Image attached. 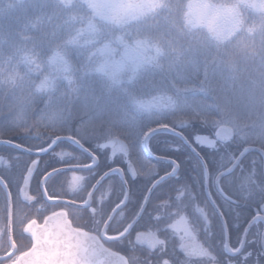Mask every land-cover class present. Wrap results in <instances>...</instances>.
<instances>
[{"label": "clouds", "instance_id": "clouds-1", "mask_svg": "<svg viewBox=\"0 0 264 264\" xmlns=\"http://www.w3.org/2000/svg\"><path fill=\"white\" fill-rule=\"evenodd\" d=\"M44 9L32 34L21 38L26 43L0 51V122L13 125L14 136L27 140L39 132L47 139L75 123L86 141L105 145L99 142L132 139L161 118L173 125L190 121L204 108L203 122L214 126L217 140L243 149L234 165L240 178L230 183L238 203L264 204V9L241 5L238 26L220 21L219 37L206 23H190L186 0H156L155 6L149 0H50ZM141 37L154 43L133 54L131 45ZM253 149L257 154L244 167L240 158ZM0 161L6 168L13 163L4 153ZM110 184L106 200L119 194ZM119 209L110 216L126 223L128 212ZM200 210L191 224L184 218L176 264H242L245 255L244 264H264V228L250 231L264 216L249 222L247 245L221 242L217 251L214 213ZM201 227L203 243L196 239Z\"/></svg>", "mask_w": 264, "mask_h": 264}, {"label": "snow or ice", "instance_id": "snow-or-ice-1", "mask_svg": "<svg viewBox=\"0 0 264 264\" xmlns=\"http://www.w3.org/2000/svg\"><path fill=\"white\" fill-rule=\"evenodd\" d=\"M49 3L50 0H43L44 7ZM65 3L70 4L71 0H65ZM155 3L156 0H149V6H155ZM241 5L250 9H264L262 0H186L187 18L192 24L206 23L208 29L219 37L222 34L220 21L226 20L231 25L238 26ZM72 10H75V6ZM30 30H32L31 26ZM23 43L26 42L22 41L18 45ZM121 43L126 44L123 40ZM153 43L154 41L148 37L138 38L131 45V51L133 54L140 53L150 48ZM18 45L14 47V50L18 48ZM21 59L26 64L31 63V57L28 55H22ZM212 78L209 74L206 83L210 84ZM206 119V109L198 108L193 111L192 120ZM164 120L158 119L154 122L157 125L156 128H153L150 123L145 126L147 131L143 128L134 135L143 136L145 141L158 132L179 135L174 129H170L169 124ZM52 121L55 124L54 116ZM66 133L71 134L66 135ZM13 136L14 126L0 122V146L13 161L0 172V193H2L0 264H113V261L115 264H176V245L167 233H164V239H160L163 243H158L156 236L150 235L147 238L149 244L147 249L137 247L130 239L133 231H137L145 223L152 222L153 217L144 205L150 204L154 212L158 211L154 200L159 199L160 195L153 192L151 197L144 196L143 187H134L129 191L121 182L118 185L119 194H114L113 199L106 200V193L111 191V184L105 185L104 181L106 177H109V173L104 172L100 175L102 165L94 152L84 147L82 141L85 140V135L81 129L73 131V129L65 128L63 134L49 136L47 139H44L39 132L35 136L29 133L26 143L14 142ZM195 139L197 143H207L213 148L217 146V142L214 143L206 137L196 136ZM184 142L187 143V141ZM64 143H70L79 148L80 155L74 156L64 151L57 152L56 147ZM106 146L97 144L98 148ZM13 150L26 153L27 157L13 155ZM44 154H48L49 159L55 162L51 167H46L47 161L42 164ZM229 157L236 159L234 154L228 152L225 147L224 154L221 155L222 168L225 167L223 160ZM22 160L23 164H21ZM172 163L175 165V161ZM0 164L4 162L0 161ZM57 165L61 166L57 167ZM176 167L178 165L173 167V172ZM110 171L120 173L119 169H110ZM69 173H71V180L68 179ZM78 173L81 174L78 175ZM221 175L226 182L231 183V169H227ZM216 180L219 181L220 176H217ZM149 192L152 190L149 189ZM142 196L144 203H141ZM117 204L120 205L119 211L127 210L128 212L126 223L118 224L110 216L111 210ZM261 206L264 207V204ZM198 211L202 210L198 209ZM155 221L161 222L158 216L155 217ZM178 223L185 226L182 229L176 224L171 227L176 231L186 232L187 225L183 217ZM89 225L93 227L89 229ZM227 227L226 224L223 225L220 233L222 243L225 244H229ZM247 237L248 233L244 230L243 236L237 234L236 241H243L247 245ZM101 239L112 245L128 241L129 248L126 255L121 256L105 248L100 242ZM143 239V234L137 232V242ZM247 259V255L242 256V264ZM180 264L185 262L180 261Z\"/></svg>", "mask_w": 264, "mask_h": 264}, {"label": "trees", "instance_id": "trees-1", "mask_svg": "<svg viewBox=\"0 0 264 264\" xmlns=\"http://www.w3.org/2000/svg\"><path fill=\"white\" fill-rule=\"evenodd\" d=\"M44 10L43 0H0V51L12 52L14 47L22 42L21 38L23 36L32 34L30 26ZM161 103H166V101H161ZM164 122L168 123L171 128L175 126L167 119H165ZM190 122L193 125L192 128L185 130L183 135L200 153L204 162L192 153L180 137L173 135L171 132H159L155 136H151V138H149L150 150L156 155L175 160L179 164L180 170L177 177L165 180L154 189L153 192L158 193L161 199L154 200V205L159 207L158 212L153 211L152 205L148 204L147 206L148 211L153 217L152 222L145 223V225L138 228L137 231H133V234L141 230L148 231L159 239H164V233H167L169 238L176 245V255L180 254L179 238L169 225H174V222L181 217L186 218L188 223L191 224V222L200 217V211H198V209L214 213L215 229L212 242L214 245L218 246L217 251L222 247V236L220 234L223 226L222 221L216 209H214L211 204L210 208L207 207L203 195L207 177L209 179L208 184L212 200L222 213L225 223L228 226V241L230 245L236 241L237 234L243 236L244 230L253 217H255L257 210L261 206L259 202H253L251 204L238 203L239 198L233 194V187L230 186V183L226 182L225 179L221 180L218 186L216 184V177L221 172L228 169L236 160L229 157L222 162L225 167H221V155L224 154L225 147H227V151L233 153L236 158L243 149L239 148V150H237V146L234 144L229 145L227 143L222 144L218 142L215 135L216 130L213 125L206 124L201 120H191ZM151 126L153 128L157 127L155 123ZM75 128L76 124L74 123L73 131H75ZM144 131H147V128H144ZM70 134L71 133H66V135ZM196 136L206 137L209 140H216L217 146L213 148L209 145H199L195 139ZM12 138L16 143L27 142L25 138L20 136H13ZM119 138H122L128 143L130 147L129 154H119L114 157L111 155L109 148H98L97 143H91L86 140L82 141V143L90 152H94L99 159L102 165L100 175L110 169L121 168L126 175L129 191L134 187H143V194L145 196L151 186L159 178L169 173L171 165L166 162L153 160L148 156L143 147V136L134 137L132 139ZM99 143H101V141ZM56 151L72 153L74 156L80 155V149L70 143L61 144L57 147ZM0 153L7 154L2 150V146H0ZM16 154L27 157L26 153L13 150V155ZM256 154L257 153H252L248 155V158L243 160V166L247 167L251 163L252 156ZM44 161H47L46 167H51L55 163L53 160L49 159L48 154H44L42 164ZM23 163L24 161L22 160L21 164ZM129 164H132L137 172V178L135 180H132L129 176ZM60 166L61 165H57V167ZM5 168V164H0V171H3ZM50 170L51 169H49V171ZM240 171L241 168L238 167L232 173V180L233 178L237 180L240 178ZM98 177L99 176H97V179ZM69 178L71 179L70 176ZM94 182L95 181H93V183ZM121 182V177L118 175V185ZM165 201L167 203H165ZM0 202H2V193H0ZM157 216L160 218V223L155 221V217ZM262 228H264V224L258 222L252 226L250 231L256 232L258 229ZM203 232L204 228L201 227L197 234L203 235ZM130 239L132 241V236ZM109 247L126 255L129 244L128 241H125L123 244L110 245ZM223 255L226 256L228 254L224 253ZM221 258H223V256Z\"/></svg>", "mask_w": 264, "mask_h": 264}, {"label": "water", "instance_id": "water-1", "mask_svg": "<svg viewBox=\"0 0 264 264\" xmlns=\"http://www.w3.org/2000/svg\"><path fill=\"white\" fill-rule=\"evenodd\" d=\"M192 126H193L192 123H191V122H188L187 124H181V123H178V124L175 125L174 128H170V127H169V128H170V129H174L175 132L179 134V135H177V136L180 137V139L183 140V142H184V141H187V143H185V142H184V143L188 146V148L192 151V153L195 154V155H196V156H197L202 162H204V161H203V158H202L201 155H200V153H199V152H198V151H197V150H196V149H195V148L189 143V141L186 139V137L182 134V132H183L184 130L190 129V128H192ZM158 133H159V132H158ZM216 139H217V137H216ZM148 141H149V139H148L147 141L144 140V149H145L146 153L148 154V156H149L151 159L156 160V161L169 162V163H172V162L174 161V160H172V159H168V158L160 157V156H158V155L153 154V153L151 152L149 146H148ZM217 141L220 142V143H222V144H225V143H226V142L219 141V140H217ZM54 147H55V146H54ZM129 152H130V147H129L128 143H127L125 140H123V139H121V138H115V139H114V141H113V145H112V147H111V154H112V156L115 157V156H117V155L120 154V153H123V154H129ZM252 153H256V150L253 149L252 152H251V154H252ZM246 155H248V154H246ZM238 157H239V156H238ZM240 159H241V160H244L245 158H240ZM172 164H173V163H172ZM235 164H236V160H235V162H234V163L228 168V169H231V173H233V172L239 167V166H235V167H234ZM177 165H178V164L175 162L174 167L177 166ZM115 169H119V170H120L119 175L121 176V179H122V182L124 183L125 188L128 189V185H127V182H126V179H125L124 172L122 171L121 168H115ZM178 169H179V166L176 167L175 172H173V170H172L169 174H167V175L161 177V178H163V180H162L161 178H160L159 180H157V181L153 184V186L151 187V190L153 191L154 188H155L158 184H160L162 181H164L165 179L175 176V175L177 174V172H178ZM226 171H227V169L224 170V171L221 172V173H224V172H226ZM128 172H129V174H130L133 178L136 177V171H135L134 166H133L132 164H129V166H128ZM108 173L111 174L112 172L110 171V172H108ZM133 173H135V175H134ZM221 173L218 175V176H220V180H219V181L216 180V184H217V186L219 185L220 181L224 179V176L221 175ZM206 187L208 188V183H207ZM128 190H129V189H128ZM29 193H30V188H29ZM151 193H152V192H149L147 196L150 197V194H151ZM207 195H208V197H209V199H210L211 204H212V205L214 206V208L216 209L217 214H218V216L220 217V219H221L223 225H225V224H226V223H225V219H224L222 213L220 212V210L216 207L214 201L212 200V197H211V195L209 194L208 189H207ZM144 206H145V208H146L147 204H145ZM258 216H264V207L260 206V208H259V210H258V215H257L256 217H258ZM256 221H261V222L264 223V220H260V219H258V218H257ZM256 221H255V222H256ZM255 222H254V223H255ZM247 228H248V227H247ZM140 233L143 234L144 239H143L141 242H137V234H136V236H135V244H136L138 247H141V248L147 249V248L149 247L148 239H147V238H148L151 234L148 233V232H140ZM227 241H228V231H227ZM228 243H229V241H228ZM106 247H107V246H106ZM110 251H112V252H114V253H117L118 255L123 256L122 254H120V253H118V252H115V251H113V250H111V249H110ZM193 258H197V257H193ZM113 264H115L114 261H113Z\"/></svg>", "mask_w": 264, "mask_h": 264}, {"label": "flooded vegetation", "instance_id": "flooded-vegetation-1", "mask_svg": "<svg viewBox=\"0 0 264 264\" xmlns=\"http://www.w3.org/2000/svg\"><path fill=\"white\" fill-rule=\"evenodd\" d=\"M56 149H57V147H56ZM61 152V151H60ZM99 160V159H98ZM175 161V160H174ZM162 162V161H161ZM176 162V161H175ZM90 163V162H89ZM166 163H169V162H166ZM177 163V162H176ZM170 165H171V169H170V171H169V173L173 170V167H174V165L172 164V163H169ZM178 164V163H177ZM178 166H179V164H178ZM115 169V168H114ZM179 170H180V167H179V169H178V172H177V174L175 175V176H173V177H177L178 176V173H179ZM136 171V170H135ZM107 172H110V170L109 171H107ZM124 172V171H123ZM169 173H167V174H169ZM167 174H165V175H167ZM78 175H80V174H78ZM103 175V174H102ZM118 175L119 174H116V173H111V174H109V177H106L105 178V181H104V183H106L105 185H107L108 183H114L117 187H118ZM124 175H125V173H124ZM165 175H163V176H165ZM69 176L71 177V173H69ZM69 176H68V179L69 180H71L70 178H69ZM120 176V175H119ZM129 176H130V178L132 179V180H135L136 178H137V172H136V177L135 178H133L130 174H129ZM162 176V177H163ZM121 177V176H120ZM173 177H170V178H173ZM170 178H167V179H170ZM98 179H99V177H98ZM125 179H126V175H125ZM160 179V178H159ZM158 179V180H159ZM167 179H165V180H167ZM122 180V179H121ZM164 180V181H165ZM164 181H162V182H164ZM161 182V183H162ZM95 183V182H94ZM207 183H209V179H208V177H207V179H206V181H205V189H204V199H205V201H206V205H207V207L208 208H210V204H211V202H210V199H209V197H208V195H207V189H208V192H209V194H210V189H209V184H208V188L206 187V185H207ZM159 185V184H158ZM157 185V186H158ZM153 186V185H152ZM151 186V187H152ZM156 186V187H157ZM155 187V188H156ZM154 188V189H155ZM151 189V188H150ZM154 191V190H153ZM153 191H152V193H153ZM148 193H149V190H148V192H147V194L145 195V196H147L148 195ZM152 193L150 194V197L152 196ZM97 196H99V193H97ZM159 199H161V197L159 198ZM141 201H142V203H144V200H142V197H141ZM147 206H148V204H147ZM147 206H146V208H147ZM211 206L214 208V206L211 204ZM260 208V207H259ZM215 209V208H214ZM259 210V209H258ZM258 210H257V212H256V215H255V217L258 215ZM184 218V217H183ZM180 219V218H179ZM188 221V220H187ZM252 221V220H251ZM250 221V222H251ZM176 222V221H175ZM258 222H261V221H256L255 223H258ZM254 223V224H255ZM262 224H264L263 222H261ZM253 224V225H254ZM249 225V224H248ZM248 227V226H247ZM139 233L140 232H148V231H143V230H141V231H138ZM148 233H150L151 235H154V234H152L151 232H148ZM136 234H137V232H135L134 234H133V232H132V241H133V243L135 244V236H136ZM178 238H179V236H177ZM196 239L199 241V242H201V243H203V235H199V234H197L196 233ZM181 241H180V238H179V243H180ZM108 248H110L108 245H106ZM138 247V246H137ZM141 248V247H140ZM110 249H112V248H110ZM113 250V249H112ZM179 250H180V253H181V249H180V247H179ZM113 251H115V250H113ZM117 252V251H116ZM120 253V252H119ZM122 254V253H121ZM228 254V253H227ZM124 255V254H123ZM229 255V254H228ZM185 257H183L182 255L180 256V259H184ZM191 259H201V258H199V257H197V258H191Z\"/></svg>", "mask_w": 264, "mask_h": 264}, {"label": "rangeland", "instance_id": "rangeland-1", "mask_svg": "<svg viewBox=\"0 0 264 264\" xmlns=\"http://www.w3.org/2000/svg\"><path fill=\"white\" fill-rule=\"evenodd\" d=\"M119 138V137H118ZM122 139V138H121ZM114 141V140H113ZM101 143L102 144H105V145H107L106 147H104V148H109V151H110V153H111V147H112V145H113V142H111V143H109V142H107V141H104V140H101ZM199 145H208L207 143H198ZM120 154H123V153H120ZM119 155V154H118ZM125 155H127V154H125ZM181 220V218L180 219H178L176 222H174V224H176L179 228H183L185 225L184 224H180V223H178L179 221ZM189 224V223H188ZM173 229V228H172ZM173 231L175 232V234L177 235V236H179V238L181 237V236H183V235H185V232L184 231H176L175 229H173Z\"/></svg>", "mask_w": 264, "mask_h": 264}]
</instances>
